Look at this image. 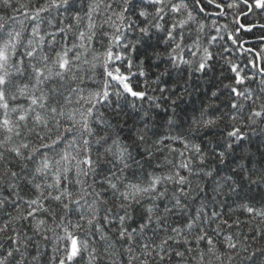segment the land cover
Wrapping results in <instances>:
<instances>
[{
  "label": "snow or ice",
  "instance_id": "1",
  "mask_svg": "<svg viewBox=\"0 0 264 264\" xmlns=\"http://www.w3.org/2000/svg\"><path fill=\"white\" fill-rule=\"evenodd\" d=\"M0 264H264V0H0Z\"/></svg>",
  "mask_w": 264,
  "mask_h": 264
},
{
  "label": "trees",
  "instance_id": "2",
  "mask_svg": "<svg viewBox=\"0 0 264 264\" xmlns=\"http://www.w3.org/2000/svg\"><path fill=\"white\" fill-rule=\"evenodd\" d=\"M186 99H187V98H186ZM195 100H196V97L193 96V97L190 98L189 102H195ZM227 163L230 164L231 162L229 161V162H227ZM220 167H221V169H222V174H223V173H226V172L229 171V168H228V167H225V166H220Z\"/></svg>",
  "mask_w": 264,
  "mask_h": 264
}]
</instances>
